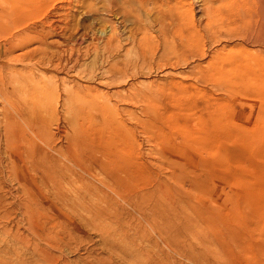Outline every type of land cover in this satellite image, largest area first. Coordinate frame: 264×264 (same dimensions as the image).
I'll list each match as a JSON object with an SVG mask.
<instances>
[{
  "label": "rangeland",
  "instance_id": "1",
  "mask_svg": "<svg viewBox=\"0 0 264 264\" xmlns=\"http://www.w3.org/2000/svg\"><path fill=\"white\" fill-rule=\"evenodd\" d=\"M173 1L0 0V264H264V4Z\"/></svg>",
  "mask_w": 264,
  "mask_h": 264
},
{
  "label": "bare ground",
  "instance_id": "2",
  "mask_svg": "<svg viewBox=\"0 0 264 264\" xmlns=\"http://www.w3.org/2000/svg\"><path fill=\"white\" fill-rule=\"evenodd\" d=\"M158 0H125V2L127 3L128 7L129 8H132L134 5L133 3L134 2H138V3H141V4H145V7H150L151 4H154L156 3ZM171 1V0H170ZM173 1V0H172ZM178 1V0H175V2ZM196 3L197 2H202L199 4L198 7H201L203 10H204V13H205V16H206V23H205V27L208 26V24L210 22H212L214 19L216 18H222L223 19V16L221 15V6L223 5H226L227 4V1L226 0H195ZM174 2V1H173ZM229 2V1H228ZM261 3L264 4V0H261ZM163 4H165L163 2ZM183 6L188 9L191 13H193L194 11V1L191 0V3L189 2H186L185 0H183ZM229 4V3H228ZM113 5V4H112ZM150 5V6H149ZM181 5V4H180ZM171 6V5H170ZM168 7L169 9H166L164 12L160 11V9H155L157 11V14L155 16V18H149L153 23H156L157 25H159L160 28H164V27H167L168 25L169 26H186V27H189L190 25H193L195 22H194V17L192 16H189L188 14H186L188 17H183V18H179V14H175L174 12L171 13V7ZM182 6V5H181ZM112 7V6H111ZM159 7V6H158ZM174 7V6H173ZM229 7V6H228ZM136 8V7H135ZM160 8V7H159ZM137 9V8H136ZM140 9V8H139ZM137 9V10H139ZM126 10V9H125ZM132 10H134L136 12V10L134 8H132ZM145 10V9H144ZM154 10V9H153ZM124 11V10H123ZM127 11V10H126ZM146 13H148V10L146 9ZM189 12V13H190ZM174 13V14H173ZM190 13V14H191ZM115 14V13H114ZM129 14V13H128ZM139 14V13H138ZM150 14V13H148ZM155 14V13H154ZM134 15V14H133ZM146 15V14H145ZM226 15V14H225ZM178 16V17H177ZM241 16V14H240ZM262 16H263V19H264V9L262 10ZM118 17V16H117ZM148 17V15H147ZM146 17V18H147ZM181 17V16H180ZM225 17V16H224ZM235 17V16H234ZM141 18V17H140ZM47 19V18H46ZM61 19V18H60ZM138 19V18H136ZM55 20H59V19H55ZM135 20V19H134ZM143 20V19H142ZM148 20V19H147ZM53 21V20H52ZM124 21L126 20H121V17L119 16L118 18V22L119 23H124ZM141 21V20H140ZM150 21V22H151ZM264 21V20H263ZM143 22V21H142ZM148 22V21H147ZM149 22V23H150ZM151 22V23H152ZM229 22V21H228ZM47 23V22H46ZM225 23V22H224ZM51 24V23H50ZM150 26V24H148ZM146 26V25H145ZM195 26V24L193 25ZM152 27V26H151ZM263 27V31H264V25L262 26ZM142 28V27H141ZM148 28V27H147ZM154 28V27H153ZM144 29V28H143ZM182 29V28H181ZM184 31V30H183ZM191 31V30H190ZM132 35H128L127 37H131ZM132 38V37H131ZM2 68V67H1ZM21 69V68H20ZM15 72L18 73V79H17V84L21 87L22 86V75L20 73V71H14V74ZM14 76V75H13ZM2 78V77H1ZM16 79V78H15ZM14 79L12 78H8V79H1L0 80V88L2 87L6 92L5 94H3V97H7V95L9 94L10 90H9V87L11 86V83ZM14 82V81H13ZM15 82V83H16ZM15 89V87H12V89ZM13 89V90H14ZM18 90H20V88H17ZM3 90V92H4ZM12 96V94H11ZM14 97V96H13ZM18 102V101H17ZM7 105V104H6ZM9 107V106H8ZM10 109V108H9ZM18 110V109H17ZM12 111V110H11ZM13 113V112H12ZM14 114V113H13ZM18 120V119H17ZM19 122V121H18ZM18 122H15V126H18ZM3 124V123H2ZM19 127V126H18ZM20 129V128H19ZM18 133V132H17ZM19 137V136H18ZM15 168V167H14ZM21 194V193H20ZM18 196V195H17ZM20 196V195H19ZM18 198V197H17Z\"/></svg>",
  "mask_w": 264,
  "mask_h": 264
}]
</instances>
